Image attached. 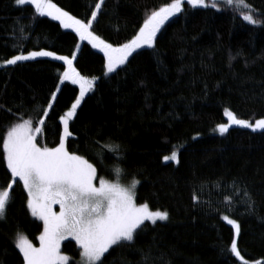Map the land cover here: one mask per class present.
I'll return each mask as SVG.
<instances>
[{"label":"trees","instance_id":"obj_1","mask_svg":"<svg viewBox=\"0 0 264 264\" xmlns=\"http://www.w3.org/2000/svg\"><path fill=\"white\" fill-rule=\"evenodd\" d=\"M97 2L102 8L90 31L117 47L136 35L147 14L172 0H52L85 23ZM247 3L264 21V0ZM37 50L69 58L75 52L80 75L96 77L70 121L66 149L85 157L107 180H117L119 166L125 173L119 181H139L136 203L169 214L154 224L145 221L134 240L113 246L102 264H264V130L233 125L223 135L216 131L226 121L225 108L241 119L264 118V23L250 24L231 8H192L185 2L152 47L137 49L105 74L103 53L73 29L35 13L34 6L0 0V61ZM64 68L54 57L0 65V190L11 179L3 134L21 118L38 120L54 91L38 144L59 142V117L79 92L77 85L60 81ZM108 143L118 144L119 151L102 148ZM174 148L179 162H165ZM225 215L240 226L236 239L243 260L229 250L235 233ZM41 231L22 183H15L0 219V264H23L14 244L17 233L37 244ZM60 250L69 255L66 264H81L74 240H63Z\"/></svg>","mask_w":264,"mask_h":264},{"label":"snow or ice","instance_id":"obj_2","mask_svg":"<svg viewBox=\"0 0 264 264\" xmlns=\"http://www.w3.org/2000/svg\"><path fill=\"white\" fill-rule=\"evenodd\" d=\"M192 8H212L220 10L231 8L239 11L242 19L250 24L264 23L253 14L252 5L247 0H172L158 10L146 15L142 26L127 43L114 47L106 43L99 36L90 31L93 21L102 8V2H97L92 10L91 18L85 23L68 12L57 7L52 0H15L18 6H34L35 13L51 16L58 20L62 27L71 28L83 40H87L93 48L103 52L106 73L116 70L123 65L135 49L142 46H153L157 32L171 17L183 11L184 3ZM247 10V11H245ZM68 56H58L51 51H30L27 55L18 54L2 61L3 65H14L18 61H26L35 57H54L64 63L65 70L60 74V81H71L79 86V95L75 102L63 115L59 123L63 125L59 134V142L55 147L39 146L38 134L43 131L46 117L49 115L57 93H51L46 107L39 109L43 112L38 120L22 119L8 127L2 136L3 162L11 175L7 187L0 190V219L4 218L6 206L10 200V190L17 182H21L27 193V208L31 215L43 222V230L37 239L39 247L22 233H17L14 241L15 248L22 256L23 264H66L68 257L60 252L61 241L71 237L80 249L82 264H102V257L113 246L124 242H132L137 230L145 221L153 224L157 220H167L168 212L151 210L148 203H136V187L139 181L133 179L128 186H124L119 179L124 175L123 169L117 166L114 172L117 182H110L98 176L97 168L85 157L66 149L65 141L72 135L70 121L76 114L77 108L85 94L92 90L96 77L91 79L81 76L73 66V59ZM231 59V57H230ZM59 88V85H57ZM227 123H220L216 130L221 134L228 132L233 125L256 130H264V118L249 120L238 118L228 108L224 109ZM109 153L119 151L118 144L102 145ZM101 156L102 154L98 153ZM165 162H179L178 153L173 149L170 155L163 157ZM99 180V185L95 183ZM247 196V193L245 192ZM197 197L194 195L193 200ZM53 205H59V212L53 210ZM254 205L249 203V207ZM234 230L230 244V252L243 260L237 247L236 237L240 226L236 220L225 215L222 217ZM248 264V261H244ZM255 264H260L259 261Z\"/></svg>","mask_w":264,"mask_h":264},{"label":"rangeland","instance_id":"obj_3","mask_svg":"<svg viewBox=\"0 0 264 264\" xmlns=\"http://www.w3.org/2000/svg\"><path fill=\"white\" fill-rule=\"evenodd\" d=\"M146 46V45H145ZM142 47H144V46H142ZM95 49H97V50H100L99 48H95ZM139 49V48H138ZM137 49H135L134 51H136ZM37 51H41V50H37ZM133 51V52H134ZM102 52V51H101ZM132 52V53H133ZM28 53V52H27ZM27 53H23L24 55H27ZM103 53V52H102ZM0 65H3L2 64V61H0ZM119 66V65H118ZM117 66V67H118ZM65 70V68L60 72V74L63 72ZM104 73L105 74H109V73H106V69L104 68ZM82 76V75H81ZM84 77H86V76H84ZM87 78H89V79H91L92 77H87ZM71 82V81H70ZM95 82V81H94ZM94 82H93V84H94ZM78 86V85H77ZM78 89H79V86H78ZM88 93V92H87ZM86 93V94H87ZM85 94V95H86ZM78 95H79V92H78ZM82 101V100H81ZM75 102V101H74ZM73 102V103H74ZM69 110V109H68ZM226 117V116H225ZM241 119V118H240ZM246 120V119H245ZM257 120V119H256ZM250 122H252V123H254L255 122V120L254 121H251V120H249ZM19 122H21V121H19ZM223 123H227V117H226V121L225 122H223ZM217 131V130H216ZM218 132V131H217ZM168 155H170V154H168ZM107 180V179H106ZM108 181H110V182H113V183H115V182H117V180H115V181H113V180H108ZM122 185H124V186H128L130 183H131V181L129 182V183H127V182H123V181H119ZM95 183L97 184V186L99 185V180L97 179L96 181H95ZM138 204V203H137ZM53 210L54 211H56V212H59V205H53ZM152 210V209H151ZM153 211H155V210H153ZM42 222V221H41ZM42 230H43V222H42ZM15 239H16V237H15ZM14 239V240H15ZM67 239H72L71 237H69V238H67ZM73 240V239H72ZM75 241V240H74ZM62 242V241H61ZM76 243V242H75ZM34 246H36V247H39V240H38V243L37 244H33ZM78 246V245H77ZM61 247V246H60ZM79 247V246H78ZM60 252H61V254L62 255H64V256H67L68 257V260H67V262L69 261V255H67L66 253H64V252H62L61 250H60ZM66 262V263H67ZM80 263L82 264V261H81V258H80Z\"/></svg>","mask_w":264,"mask_h":264}]
</instances>
